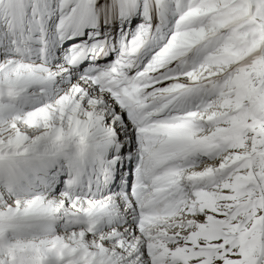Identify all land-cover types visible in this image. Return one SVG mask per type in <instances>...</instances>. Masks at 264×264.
<instances>
[{
	"label": "snow or ice",
	"instance_id": "obj_1",
	"mask_svg": "<svg viewBox=\"0 0 264 264\" xmlns=\"http://www.w3.org/2000/svg\"><path fill=\"white\" fill-rule=\"evenodd\" d=\"M0 264H264V0H0Z\"/></svg>",
	"mask_w": 264,
	"mask_h": 264
}]
</instances>
